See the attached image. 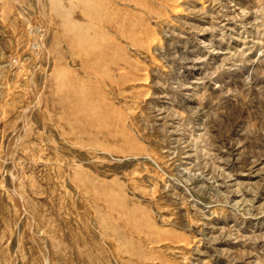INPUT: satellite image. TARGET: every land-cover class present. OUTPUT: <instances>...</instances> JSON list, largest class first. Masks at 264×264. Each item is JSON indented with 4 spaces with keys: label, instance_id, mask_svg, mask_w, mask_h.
<instances>
[{
    "label": "rangeland",
    "instance_id": "1",
    "mask_svg": "<svg viewBox=\"0 0 264 264\" xmlns=\"http://www.w3.org/2000/svg\"><path fill=\"white\" fill-rule=\"evenodd\" d=\"M0 264H264V0H0Z\"/></svg>",
    "mask_w": 264,
    "mask_h": 264
}]
</instances>
